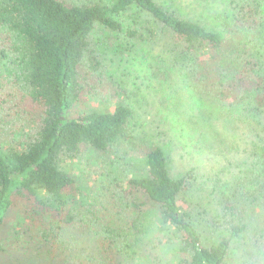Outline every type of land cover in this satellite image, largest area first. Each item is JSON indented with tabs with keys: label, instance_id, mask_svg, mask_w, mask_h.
Masks as SVG:
<instances>
[{
	"label": "trees",
	"instance_id": "obj_1",
	"mask_svg": "<svg viewBox=\"0 0 264 264\" xmlns=\"http://www.w3.org/2000/svg\"><path fill=\"white\" fill-rule=\"evenodd\" d=\"M168 1L165 5L156 0H0V88L9 91L10 86L20 97L16 90L24 88L29 105L41 111L39 126L22 149L0 146V229L14 225L8 222L12 215L22 225L6 232L1 252L12 241L15 251L10 257L27 258L30 248L41 245L40 238H48L45 222L52 233L56 227L79 223L92 212L97 218V211L101 213L93 202L91 210L84 208L91 198L89 187L79 175L65 169V162L69 164L88 150L114 156L115 145L128 135L134 113L124 102L125 90L107 80L105 65L90 41L97 25L125 31L140 41H162L159 45L164 54L170 47L169 60L160 59L162 65L178 69L186 77L194 98L215 103L221 115L212 120L214 126H221L223 116L231 115L229 107H235L240 116L246 113L245 120L263 124L264 75L257 60L262 47L256 44L263 30L260 5L255 0H227L228 8L207 25L174 8V0ZM124 16H130L134 26L124 27ZM222 23L223 31L218 30ZM3 100L1 96L0 103ZM201 117L203 120L204 112ZM235 121L224 124L234 130ZM212 128L208 126L207 133L217 142L219 133L211 132ZM258 139L250 144L254 163L236 178L233 194L240 192V197L245 195L259 205L262 224L245 221L242 202L236 204L231 189L228 195H219L223 213L216 210L210 227L218 238L208 244L194 227L190 213L180 208L192 199L196 177L191 171L181 177L171 173L170 149L153 145L142 152L136 161L141 167L132 172L128 188L120 194L140 191L146 199L142 205L136 199L127 202L136 211L128 228L136 229V236L148 240L151 248L139 258H126L119 264H227L235 237L250 227L264 236V136L258 135ZM214 184L213 191L221 182ZM125 212L118 206L109 215ZM129 229L124 227L130 233ZM156 250L163 254L151 260ZM52 254L47 252L50 260ZM90 257L74 261L65 255L66 259L52 264H86L94 260Z\"/></svg>",
	"mask_w": 264,
	"mask_h": 264
},
{
	"label": "rangeland",
	"instance_id": "obj_2",
	"mask_svg": "<svg viewBox=\"0 0 264 264\" xmlns=\"http://www.w3.org/2000/svg\"><path fill=\"white\" fill-rule=\"evenodd\" d=\"M67 1L110 2V0ZM156 1L165 5L166 2L169 3L168 0ZM255 1L260 5L262 13L263 30L256 44L262 47L259 55L257 54V60L264 75V0ZM175 6L178 11L188 12L195 19H202L205 24L210 25L212 21L210 19H215L228 8V1L174 0V8ZM121 20L124 27L134 26L130 16H124ZM225 28V23H222L218 30L223 31ZM164 35L168 37L167 34ZM90 41L105 65L107 80L125 90L128 96L125 95L124 102L131 106L134 113L133 119L128 123V135L115 145L114 156L108 152L88 150L69 164L65 162V169L72 175H79L89 187L91 198L84 208L91 210V202H93L97 208H101V213L94 209L98 218L94 217L92 212L83 216L85 219L81 218L79 223L73 222L70 225L56 227L52 233L49 230L50 225L45 222L49 236L45 239L40 238L41 245L38 248H30L29 256L25 255L27 258L14 260L10 257L15 251L11 241L6 245V251H0V264H52L59 259H66L65 255L74 261L76 257L82 260L91 258L90 256L94 257L92 262L86 261V264H119L123 259H133L135 256L139 258L145 254L144 251L151 248L150 242L137 237L136 229L132 231L128 228V223L135 218L136 211L127 202L136 199L142 205L146 199L140 191L127 192V196L120 192L125 193V189L128 188L126 186L128 178L135 169L141 167V163L136 161L142 152H146L153 145H160L172 151L169 167L175 177H181L189 171L196 177L191 186L194 189L190 193L192 199H187V203L181 204L180 208L190 213L194 227L204 242L207 244L214 242L218 234L210 227L213 226L216 210L223 213L224 209V204L222 208L219 204L224 203L219 201V195L221 193L228 195L231 189L230 193L233 194L236 178L254 163L250 144L253 146L258 135L259 138L261 135L264 136L262 127L264 122L252 123L245 120L246 113L240 116L235 107H229L231 115L223 116L221 126H214L216 121L212 120L220 116L221 112L216 109L215 103L202 102L194 98V91L189 88L186 77L178 69L166 68L162 65L160 59L169 60L170 48L167 49L166 54L162 49L160 51L162 41L159 45L132 39L125 31H112L100 25L92 31ZM9 89L7 91L3 87L0 88V98L5 97V101L0 103V146L6 148L14 145L22 149L29 137L33 136L34 128L39 126L41 111L29 105L24 88L16 90L21 97L15 95L14 88L9 86ZM104 102H108V97L104 98ZM246 107L250 108L251 105L246 104ZM226 121H235L237 128L229 130L224 124ZM208 126L210 128L214 126L211 132L217 134L218 131L217 142L213 141L211 133H207ZM228 135H231L230 138L222 142ZM257 142L259 139L255 144ZM215 181L221 184L213 191ZM233 195L236 204L242 202L245 221L262 224L263 219L259 218L262 209L259 205L253 204L252 199H248L245 195L240 197V192ZM118 206L127 212L110 216L109 213L116 212ZM238 209L240 208L237 207ZM114 217L117 220H113ZM8 222L14 225L0 229V244L8 237L7 231L19 230L22 226L16 224L14 215ZM23 222L26 224L28 220L24 219ZM124 227H127L130 233L124 230ZM120 228L122 231L119 230ZM48 251L53 253L51 260L47 256ZM70 254H73L74 258ZM160 254L163 253L156 250L151 255V260L153 256L157 258L158 255L161 256ZM227 264H264V236L259 230L250 227L245 233L232 240Z\"/></svg>",
	"mask_w": 264,
	"mask_h": 264
}]
</instances>
